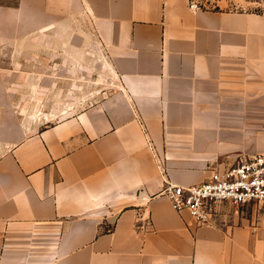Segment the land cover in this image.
<instances>
[{
    "label": "crops",
    "instance_id": "crops-1",
    "mask_svg": "<svg viewBox=\"0 0 264 264\" xmlns=\"http://www.w3.org/2000/svg\"><path fill=\"white\" fill-rule=\"evenodd\" d=\"M41 1L0 0V264H264L263 230L162 194L264 154V12L75 0L116 88L43 125L13 101L69 43L23 23Z\"/></svg>",
    "mask_w": 264,
    "mask_h": 264
},
{
    "label": "rangeland",
    "instance_id": "rangeland-1",
    "mask_svg": "<svg viewBox=\"0 0 264 264\" xmlns=\"http://www.w3.org/2000/svg\"><path fill=\"white\" fill-rule=\"evenodd\" d=\"M191 1L204 9L264 12V0ZM32 4L29 8L33 7ZM34 5L41 9V15L26 16L23 23L43 26L41 33L36 34L37 39L69 43L57 54L56 65L41 67L47 72L50 68L52 78L41 79L40 91L34 96L33 82L23 81L13 93V101L24 118L35 115L41 118L43 125H49L71 115L72 112L67 110L74 104L84 105L88 100L96 99V95L110 93L116 88L117 78L97 49L92 20L82 14L75 0H46L34 2ZM29 35L32 38V34ZM29 70V66L26 67V71ZM56 108L61 111H53ZM167 183L171 182H166L164 187ZM221 215H226L238 226L245 223L254 232L264 231V203H252L238 209L226 207ZM213 224H217L216 220Z\"/></svg>",
    "mask_w": 264,
    "mask_h": 264
},
{
    "label": "built area",
    "instance_id": "built-area-1",
    "mask_svg": "<svg viewBox=\"0 0 264 264\" xmlns=\"http://www.w3.org/2000/svg\"><path fill=\"white\" fill-rule=\"evenodd\" d=\"M193 7H196L192 3ZM172 208L187 211L198 225H210L226 207L241 208L264 203V154L214 170L202 183L182 186L167 183L162 192Z\"/></svg>",
    "mask_w": 264,
    "mask_h": 264
}]
</instances>
